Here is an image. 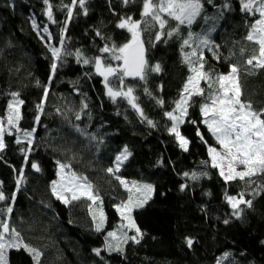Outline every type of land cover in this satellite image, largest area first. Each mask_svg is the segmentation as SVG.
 Returning <instances> with one entry per match:
<instances>
[{
  "label": "trees",
  "instance_id": "trees-1",
  "mask_svg": "<svg viewBox=\"0 0 264 264\" xmlns=\"http://www.w3.org/2000/svg\"><path fill=\"white\" fill-rule=\"evenodd\" d=\"M49 2L53 5L55 24L45 15L44 0H0V120L7 127V106L15 92L24 101L20 106V135L24 130L36 129L27 162L20 151L21 147H29L27 140L17 145L15 129H11L13 135L5 133L6 148L0 152V182L5 195L11 198L15 191L16 199L0 202V208L12 204L10 222L18 228L24 243L42 253L40 264H217L218 260L221 264H264V174L256 175L250 183L247 178L225 183L218 169L211 167L207 148L214 142L202 122L200 105L205 101L200 96L192 98L186 122L180 126L181 134L190 141L189 150L183 151L174 135L169 134L171 121L164 113L175 107L174 102L191 75L183 62L180 41L171 39L156 47L146 45L150 64L159 63L162 71L150 73L147 82L125 78V86L134 88L136 103L144 116L154 122L153 127L127 99L109 98L102 77L95 74L91 64L78 63L74 55L80 49L86 58H92L101 55L98 49L105 43L119 46L128 42L130 33L116 25L121 17L139 20L142 0L128 5L122 0H87V15L75 7L64 34L73 55L58 62L51 81V53L33 30L32 20L47 26L52 45L60 47V28L67 19V11L62 8L71 5V0ZM228 2L232 11H225L222 19L210 20L208 24L198 18L192 31L203 33L215 23L216 31L211 33L209 45L212 50L204 49L205 71L227 74L229 64L236 65L241 69L242 99L259 111L264 109V69L246 64L247 59L259 53L258 45L245 39L248 23L254 19L240 11L239 0ZM214 3L216 7L205 3L210 17L218 15L225 0ZM97 30L111 40L97 36ZM182 35L187 36L186 28ZM142 38L151 37L142 33ZM214 53L219 59L214 58ZM44 86L48 87V96L43 100V111L38 112ZM113 86H118V82ZM200 86L207 92L203 81ZM145 87L151 96L145 93ZM157 99H162L164 105L157 104ZM85 103L87 108H83ZM197 129L206 144L197 136ZM92 136L97 139H91ZM125 145L132 155L119 172L109 173L107 169L114 168L115 157ZM33 162L39 164L40 172L32 169ZM57 162L86 178L99 195L96 208L99 213L102 209L105 217L100 232L96 231L100 216L93 214L88 199L66 204L53 195ZM21 168L23 177L19 176ZM185 172L207 175L192 180L183 176ZM117 176L127 183L151 184L154 191L142 208L132 212L143 233L139 243L129 241L122 244L123 252H110L105 239L108 232L116 231L120 221L116 206L128 195ZM18 178L22 181L19 189ZM182 184L186 185L184 191ZM226 192L233 196L243 193L246 200L253 201L251 208L240 206L244 209L240 219L226 202ZM225 220L229 222L225 224ZM188 239L193 241L191 247ZM93 249H100V256ZM7 259L8 264H34L23 248L10 249Z\"/></svg>",
  "mask_w": 264,
  "mask_h": 264
},
{
  "label": "snow or ice",
  "instance_id": "snow-or-ice-1",
  "mask_svg": "<svg viewBox=\"0 0 264 264\" xmlns=\"http://www.w3.org/2000/svg\"><path fill=\"white\" fill-rule=\"evenodd\" d=\"M124 5L135 3L136 0H122ZM205 3L216 7L214 0H142V7L140 12V19L134 20L131 16L121 17L116 27L119 29H126L131 35V39L123 45H116L113 43H105L103 47L98 49L101 55H97L92 58H86L84 53L77 49L74 55L77 58L78 63L84 65L91 64L94 68L96 75L103 77L104 87L106 94L113 101H116L117 97L127 99L128 103L137 113L147 120L150 126H155L154 122L144 116L143 110L136 103L137 97L134 95L133 87L125 86V78H131L133 80H140L147 82V78L150 73H160L162 71L159 63L152 65L148 60L149 48L156 47L159 43L167 44L169 40L176 39L180 41V51L183 57V62L188 66L191 75L188 76L187 81L183 85L180 92L179 99L174 102L175 107L172 111H166L164 115L171 121V126L168 128L169 134L174 135L178 146L185 152L189 150L190 141L181 134L180 126L184 124L185 117L188 116V110L191 107V101L194 96H200L204 99L200 105L201 115L204 117L203 123L207 126L209 133L212 135L219 148L209 145L207 148L210 158L211 167L219 170V175L224 179L225 183L231 182L236 179L252 182V179L258 174H264V109L259 111L255 110L250 101L242 99L243 92L240 86L239 73L241 71L234 64H229L230 71L227 74H214L205 71V59L204 49H212L209 45L211 41V33L216 31L215 23L212 24L205 32L195 33L192 31V26L197 23L198 18L203 19L205 24H208L210 20L218 21L223 18L225 11H232V6L225 0L222 8L218 9L217 16H208L205 11ZM46 5L45 15L47 19L52 23H57L53 15V5L49 0H44ZM87 0H71V5H63V9L67 11V19L64 25L60 28V47L52 46L50 43L46 45L51 52L52 63L51 73L49 81L52 80V76L55 75L58 62L63 63L67 56L73 55V52L68 49L66 44L65 32L67 30V24L74 17V8L78 7L83 10V14L87 15ZM240 11L245 15L252 16L254 22L248 23V33L245 39L249 42H253L258 45V55H252L246 60V64L252 66V68L264 69V0H239ZM175 22V26H172V22ZM37 25L33 22V28ZM187 29V36L182 35L183 29ZM153 29H157L154 33ZM43 32L48 34L47 39L51 41L52 36L49 33L47 26L43 28ZM142 33H148L151 37L148 40L142 38ZM96 35L102 39L111 40L110 37H103L102 33L97 30ZM190 51H185V49ZM219 48V45H216ZM244 49H241L243 52ZM214 58L219 59V56L214 53ZM113 61H119V64L114 65ZM249 71L250 69H245ZM254 74V73H251ZM207 85V92L200 86L201 82ZM118 82V86L113 85ZM39 86V81H37ZM145 93L149 96L152 93L147 87L144 89ZM13 99L8 103L7 119L5 121L0 120V152L6 148L5 133L13 135L11 129H15L17 145H21L26 139L28 148H20V151L24 153L25 162L28 161L27 153L31 151L32 135L36 131L33 128L31 131L24 130L23 136L20 135L22 129L18 126L22 115L20 112V106L24 104L22 99H19L18 93H11ZM48 96V87L44 86V96L41 104L37 105L38 112L43 111V100ZM156 103L163 106L164 101L157 99ZM83 108H87V104H83ZM83 110V109H82ZM81 117L77 114L76 119ZM36 121L39 122V116L36 117ZM195 123V121H189ZM79 130V129H78ZM197 136L205 144L203 135L197 129ZM91 139L96 140V136H92ZM100 143L103 140L100 139ZM132 153L125 145L124 148L116 155L114 168L107 169L109 173L119 172L121 166L128 160ZM58 163V176H61V181L52 182V193L57 199L64 203H68V198L63 194L64 192H71V199L77 200L80 195L87 196V198L93 203L98 201L99 195L92 190V185L86 182V178H80L83 183H73L71 186H66L62 183L63 170L67 165ZM207 163V162H205ZM32 169L36 172H40L41 168L38 163L33 162L31 164ZM14 171H17L14 169ZM19 176L23 177L24 169L18 170ZM206 176L207 173L196 172L183 173L184 177H190L192 180H197L200 176ZM72 179L75 181L77 178L74 176ZM122 185H124L128 192V200L122 202L116 206L117 212L120 214L121 220L126 221L120 225V234L112 231L107 233L105 239V247L108 251L123 252L122 244H127L129 241L139 243V238H142L143 233L137 226L136 221L132 217L133 209L142 208L145 203L151 198V194L154 188L151 184H138L133 181L131 187H128L127 182L116 177ZM21 179L16 180L17 189L21 184ZM59 184L60 190L57 185ZM186 185H181V191H184ZM77 189H81L80 195H77ZM133 189L138 195L133 194ZM256 194H260L257 192ZM15 201L16 192L14 191L11 198L5 195L2 190V182H0V202ZM225 200L231 206L233 215L240 219L242 216L243 208H251L253 201L246 200L243 193L237 195H229L225 193ZM13 213L12 204L9 203L5 207L0 208V264H8L7 254L10 249L20 250L23 248L29 253L33 259L34 264H40V257L42 253L23 242L21 239V233L16 226L10 222V215ZM94 221L96 217H93ZM103 210L100 211V219L96 223V231L100 232L104 224ZM229 221L225 220L227 224ZM127 230H134L135 235L129 236ZM108 238H112L109 240ZM112 241H115L113 243ZM193 241L187 240V244L191 247ZM264 243V241H262ZM93 252L100 256V249H93ZM228 254H225L227 256ZM217 264H221L218 260Z\"/></svg>",
  "mask_w": 264,
  "mask_h": 264
},
{
  "label": "rangeland",
  "instance_id": "rangeland-1",
  "mask_svg": "<svg viewBox=\"0 0 264 264\" xmlns=\"http://www.w3.org/2000/svg\"><path fill=\"white\" fill-rule=\"evenodd\" d=\"M33 22H35V24L37 25V27L36 28H33ZM45 26H43V24H40V23H38L37 21H36V19H33L32 20V28H33V30L35 31V33L37 34V36L39 37V39L42 41V43L46 46L47 44H51L52 45V40L51 41H48V39H47V36H48V34H46V33H44L43 32V28H44ZM53 46V45H52ZM47 49H48V47H46ZM49 50V49H48ZM51 53V52H50ZM102 79H103V77H102ZM104 84V83H103ZM203 119H204V117H203ZM204 124V123H203ZM205 125V124H204ZM205 127L207 128V126L205 125ZM208 130V129H207ZM212 136V135H211ZM213 138V137H212ZM213 142H214V144H213V146L214 147H217V148H219V145L218 144H216V141L214 140V138H213ZM135 144H136V142H135ZM219 171V170H218ZM73 174L74 173H72L71 171H69V170H67L66 168L63 170V173H61V175L63 176V181H62V183L64 184V185H66V186H71V184H73V183H83L84 181L83 180H81L80 178V176H77V175H75L74 174V176L77 178L75 181L72 179V177H73ZM56 181H61V176H58L57 177V179H56ZM128 184V187H131V185H132V183H127ZM57 188H58V190H60V186H59V184L57 185ZM125 189L127 190V188L125 187ZM77 191V195H80V192L82 191L81 189H77L76 190ZM67 198H68V201L69 202H71V201H74V200H72L71 199V192H64L63 193ZM127 197H126V199L124 200V201H122V202H125V201H127L128 200V197H129V192H128V190H127ZM133 194H135V195H138V193H136L135 192V189H133ZM80 198H86V199H88L87 198V196H84V195H80ZM79 198V199H80ZM89 200V199H88ZM90 201V203H91V211L93 212V214H96L97 215V217H99L100 216V213L98 212V208H96V202L95 203H93V201H91V200H89ZM68 202V203H69ZM122 202H119L118 203V205H120ZM64 203V202H63ZM136 209V208H135ZM134 210V209H133ZM118 213V212H117ZM118 216H119V218H120V221L118 222V224H117V229H116V231L115 232H117V235L119 236V234H120V232H119V230H120V225L122 224V223H126V221H122L121 220V217H120V214L118 213ZM125 231H127V234H129L130 232H134V230H127V229H125ZM111 240H112V238H111ZM113 243H115V241H112ZM122 246V245H121Z\"/></svg>",
  "mask_w": 264,
  "mask_h": 264
}]
</instances>
